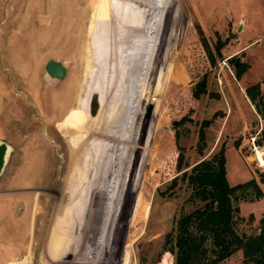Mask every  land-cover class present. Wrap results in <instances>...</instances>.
Instances as JSON below:
<instances>
[{"label": "rangeland", "instance_id": "1", "mask_svg": "<svg viewBox=\"0 0 264 264\" xmlns=\"http://www.w3.org/2000/svg\"><path fill=\"white\" fill-rule=\"evenodd\" d=\"M195 23L212 52L224 40L212 65ZM167 43L166 65L182 79L159 66ZM50 57L63 78L45 76ZM255 82L264 95V0H0V139L10 147L0 264H157L165 233L198 203L179 176L201 155L200 129L203 154L224 145L229 184L257 181L260 197L247 189L234 200L236 230L256 232L264 153L256 164L250 139L264 137V124L245 94ZM92 83L100 107L89 117ZM110 87L111 114L102 107ZM217 264L252 263L237 249Z\"/></svg>", "mask_w": 264, "mask_h": 264}, {"label": "trees", "instance_id": "2", "mask_svg": "<svg viewBox=\"0 0 264 264\" xmlns=\"http://www.w3.org/2000/svg\"><path fill=\"white\" fill-rule=\"evenodd\" d=\"M194 26L198 32L200 43L208 62L212 65L215 61V55L221 54L220 47L224 40L216 41L214 52H212L200 32L198 24L195 23ZM91 53L92 51L89 52V55L87 54L86 60H89ZM163 55L164 61L159 66H169L173 76L177 79L179 77L182 79L183 73L177 64L173 68L170 65H166L168 58L173 59L168 43ZM127 64H130L128 59ZM131 69H133V65ZM131 69L129 74H131ZM244 69L245 65L238 63L234 69L235 77H239ZM155 75L156 72L149 78L147 91L151 87L152 78ZM166 78L168 77L159 80L155 85L151 98L152 114L155 111ZM205 79L206 72L202 75L199 87L200 93L205 89ZM91 86L94 88L93 83ZM107 86L109 87V85ZM107 91L110 96L104 98L102 107L111 114L114 111L111 102L115 98L114 89L110 87ZM245 94L250 102L254 104L255 110L264 124V95L260 92L258 83L255 82L246 86ZM144 104L146 107L147 101ZM203 138V132L200 129L197 144L198 152L201 155L188 168L183 169L179 176L180 181L190 188L186 199L192 203H198L190 210L182 212L176 217L173 226L164 235L161 246L162 253L160 252L162 255L157 258L156 262L157 264H217L235 250L241 249L244 262L264 264V212L258 218L256 232L246 234L238 232L235 228L238 206L234 203V200L239 197L244 198L245 190L247 189L253 193L254 197H260L261 190L257 181L250 177L244 181L229 184L225 176L224 145L221 144L216 150L203 154L201 152ZM254 142L263 144L264 137L254 136ZM237 144V141L234 140V145ZM259 176L260 180L263 179L264 172H260ZM108 200L109 198L107 200L105 198V203L109 202ZM105 211H102L103 221L100 226L107 219ZM248 216L251 217L252 214ZM100 226L99 229L101 228ZM120 264H127V262Z\"/></svg>", "mask_w": 264, "mask_h": 264}, {"label": "water", "instance_id": "3", "mask_svg": "<svg viewBox=\"0 0 264 264\" xmlns=\"http://www.w3.org/2000/svg\"><path fill=\"white\" fill-rule=\"evenodd\" d=\"M237 60L235 61L236 64ZM44 74L48 79L57 80L64 77L66 73V67L63 62L57 58L50 57L45 60L43 64ZM100 107V90L96 86L92 88L89 93L88 100H87V115L89 117H93L97 114L98 109ZM9 144L5 141L0 139V173L6 163L7 154L9 152ZM71 249V247H70ZM71 252H67L65 258H69Z\"/></svg>", "mask_w": 264, "mask_h": 264}, {"label": "built area", "instance_id": "4", "mask_svg": "<svg viewBox=\"0 0 264 264\" xmlns=\"http://www.w3.org/2000/svg\"><path fill=\"white\" fill-rule=\"evenodd\" d=\"M250 142H251V150H253V159L255 161L256 164H259L261 165L262 163H260L259 159L257 158V156H254L255 152H256V149H259L261 154L264 153V146L261 145V144H256L254 142V137L251 136V139H250Z\"/></svg>", "mask_w": 264, "mask_h": 264}, {"label": "bare ground", "instance_id": "5", "mask_svg": "<svg viewBox=\"0 0 264 264\" xmlns=\"http://www.w3.org/2000/svg\"><path fill=\"white\" fill-rule=\"evenodd\" d=\"M107 130H109V128L106 127ZM255 156H257V158L259 159L260 163H263V155L261 154L260 150L259 149H256V152H255ZM263 166V165H262ZM90 184V183H89ZM77 219L79 220V213L76 211L75 212V216H74V221L76 222ZM74 224V223H73ZM72 224V226H73ZM71 226V227H72ZM71 238V237H70Z\"/></svg>", "mask_w": 264, "mask_h": 264}]
</instances>
